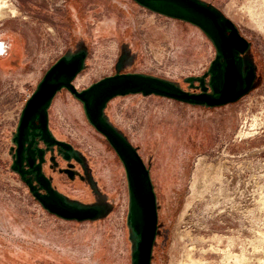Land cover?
<instances>
[{
	"label": "rangeland",
	"instance_id": "rangeland-1",
	"mask_svg": "<svg viewBox=\"0 0 264 264\" xmlns=\"http://www.w3.org/2000/svg\"><path fill=\"white\" fill-rule=\"evenodd\" d=\"M205 1L250 41L251 90L214 107L118 95L105 114L150 168L158 208L151 264H264V14L248 11L251 0ZM0 10V264H131L124 168L81 102L58 91L49 127L83 161L73 162V177L59 169L64 159L44 171L68 198L103 206L82 221L49 213L10 169L20 110L61 54L87 50L78 89L114 73L119 59L122 71L186 88L183 78L202 74L214 57L212 42L196 25L134 0H0Z\"/></svg>",
	"mask_w": 264,
	"mask_h": 264
},
{
	"label": "water",
	"instance_id": "water-1",
	"mask_svg": "<svg viewBox=\"0 0 264 264\" xmlns=\"http://www.w3.org/2000/svg\"><path fill=\"white\" fill-rule=\"evenodd\" d=\"M159 14L199 27L212 42L215 53L200 75L183 78L186 88L165 77L138 71H116L78 89L73 80L86 63L87 50L58 56L44 71L20 110L12 135L10 169L27 185L29 192L49 213L68 220L101 216L100 204L70 199L57 189L42 167L45 153H57L66 161L82 162L72 143L57 138L49 127V108L58 91L65 88L83 107L88 122L101 133L121 161L126 178L128 207L126 223L130 230L131 264H151L158 232L157 195L150 168L131 141L105 114L108 101L118 95L140 93L158 95L207 107L234 102L254 85L256 68L245 57L250 41L237 25L212 3L205 0H134ZM73 177L70 168L64 169Z\"/></svg>",
	"mask_w": 264,
	"mask_h": 264
},
{
	"label": "flooded vegetation",
	"instance_id": "flooded-vegetation-1",
	"mask_svg": "<svg viewBox=\"0 0 264 264\" xmlns=\"http://www.w3.org/2000/svg\"><path fill=\"white\" fill-rule=\"evenodd\" d=\"M57 158L63 159L61 157V155L57 153L56 149H54L53 152L45 153V161L42 164L43 170H44V167H45L44 165L47 164V163L50 164L51 166H56V164H58V161L56 160ZM74 161L75 160L68 161V163L66 162V166H63V167L59 168L61 170V172H64L66 175H68V173L64 169L70 168L72 173L75 175V169H74V167H72V164H73Z\"/></svg>",
	"mask_w": 264,
	"mask_h": 264
},
{
	"label": "bare ground",
	"instance_id": "bare-ground-1",
	"mask_svg": "<svg viewBox=\"0 0 264 264\" xmlns=\"http://www.w3.org/2000/svg\"><path fill=\"white\" fill-rule=\"evenodd\" d=\"M248 6H249V8L248 9H250V10H248V11H251L250 13L251 14H254V13H256V14H264V0H251V3H250V5H249V3H248ZM2 9V8H1ZM1 11V10H0ZM251 16V15H250ZM258 16H260V15H258ZM258 16H257V18H258ZM255 17V16H254ZM261 18H262V16H260ZM263 17H264V15H263ZM253 18V17H252ZM256 18V17H255ZM262 19H264V18H262ZM256 20V19H255ZM258 20H259V18H258ZM258 20H257V22H258ZM262 21V20H261ZM259 22H260V20H259ZM259 24V23H258ZM262 24V23H261ZM260 25V24H259ZM4 41H0V51H3L4 50ZM6 49V48H5ZM80 80H81V78H80Z\"/></svg>",
	"mask_w": 264,
	"mask_h": 264
}]
</instances>
